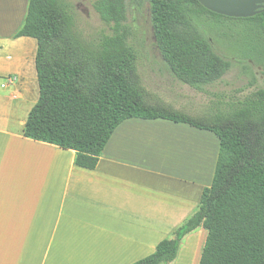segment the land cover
I'll return each mask as SVG.
<instances>
[{
  "label": "trees",
  "instance_id": "1",
  "mask_svg": "<svg viewBox=\"0 0 264 264\" xmlns=\"http://www.w3.org/2000/svg\"><path fill=\"white\" fill-rule=\"evenodd\" d=\"M126 1L94 0L93 9L111 34L87 37L76 29L64 0H29L14 38L37 43L39 96L23 137L73 151L75 166L92 171L127 120H165L211 133L218 141L213 177L196 212L153 254L133 264L173 263L184 237L199 228L206 238L198 264H264V89L229 105L230 113L203 119L149 105L128 43ZM128 1L136 8L147 5L155 45L177 82L202 93L228 72L230 63L214 53L198 29L202 16L218 23L226 17L195 0ZM240 20L264 36V10ZM256 57L264 70V46Z\"/></svg>",
  "mask_w": 264,
  "mask_h": 264
},
{
  "label": "crops",
  "instance_id": "2",
  "mask_svg": "<svg viewBox=\"0 0 264 264\" xmlns=\"http://www.w3.org/2000/svg\"><path fill=\"white\" fill-rule=\"evenodd\" d=\"M28 2L0 0V264H133L196 212L205 185L192 139L211 133L127 120L92 171L75 166L73 151L24 138L39 96L37 43L14 38ZM8 76L16 81L2 88ZM192 233L198 264L206 231Z\"/></svg>",
  "mask_w": 264,
  "mask_h": 264
},
{
  "label": "rangeland",
  "instance_id": "3",
  "mask_svg": "<svg viewBox=\"0 0 264 264\" xmlns=\"http://www.w3.org/2000/svg\"><path fill=\"white\" fill-rule=\"evenodd\" d=\"M64 1L69 4L74 25L83 36L111 34V27L104 24L94 11V0ZM220 23L205 15L200 18L198 29L209 41L214 53L230 63V69L219 82L205 87L201 93L177 82L166 67L153 39L147 5L136 8L126 1L124 24L129 30L128 43L136 54L137 74L147 94L146 103L161 104L203 119L218 115L219 111L230 113L232 108L229 105L264 89V70L256 57V51L264 46V36L240 19L226 18L221 19ZM16 116L20 117L21 113L16 112ZM197 137L192 139V142L196 140L198 143L196 164L200 168V178L203 177L202 185L209 187L210 183H206L209 180L211 182V178L206 179L214 171L212 167L217 153V141L208 133L201 132ZM205 169L208 170L207 174ZM196 235L191 233L182 240L179 254L171 264H192V254L199 240Z\"/></svg>",
  "mask_w": 264,
  "mask_h": 264
},
{
  "label": "water",
  "instance_id": "4",
  "mask_svg": "<svg viewBox=\"0 0 264 264\" xmlns=\"http://www.w3.org/2000/svg\"><path fill=\"white\" fill-rule=\"evenodd\" d=\"M207 11L231 19H247L264 10V0H195Z\"/></svg>",
  "mask_w": 264,
  "mask_h": 264
},
{
  "label": "built area",
  "instance_id": "5",
  "mask_svg": "<svg viewBox=\"0 0 264 264\" xmlns=\"http://www.w3.org/2000/svg\"><path fill=\"white\" fill-rule=\"evenodd\" d=\"M16 79L14 77L8 76L3 80L2 88H7L12 86L15 83Z\"/></svg>",
  "mask_w": 264,
  "mask_h": 264
}]
</instances>
